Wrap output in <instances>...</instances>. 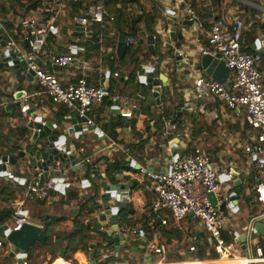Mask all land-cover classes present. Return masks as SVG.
Wrapping results in <instances>:
<instances>
[{"label": "crops", "instance_id": "obj_1", "mask_svg": "<svg viewBox=\"0 0 264 264\" xmlns=\"http://www.w3.org/2000/svg\"><path fill=\"white\" fill-rule=\"evenodd\" d=\"M104 1L80 0V3H69L62 7L56 15V31L49 37L39 60V63L43 64L46 53L64 54L67 53L70 45L78 46L75 63L69 67L56 69L55 74L63 85L73 83L84 75L90 84L103 83L108 90L111 88L113 96H108L101 105L88 113V117L96 129L103 132V136H98L96 131H90L86 125H83L82 133L73 141L67 134V129L71 127L69 116L73 112L67 110L65 116H59L61 108H66L54 105L46 99L40 93L41 89L35 79L30 82L24 77L27 72L22 67L20 75L17 69L5 66L0 60V98L3 99L0 102V108L4 107L6 110L7 106L15 103L13 94L16 92V87L22 84L23 90L30 96L29 111L34 110L33 113L23 115L20 113L19 106L14 110L7 109L6 112L12 114L2 118L3 133L14 142L20 143L21 148L25 145L28 147V143L24 142L23 131L30 136L32 132L28 129L29 124L38 116L42 117V121L56 125L55 134L65 137L64 151L74 155L77 163L85 157L96 154L94 161L100 158L112 161L117 157L129 165L133 163L137 167L155 171L168 169L172 153L189 151L195 146L202 147L211 163L223 167L231 176L230 178L221 177L219 191L220 194L229 197L222 212L227 216L223 236L225 241L233 246L235 258L221 262L217 258H209L210 253L214 251L212 241L202 225L190 215L182 221L175 222L168 211H162L158 215L153 214L151 202L155 194L150 180L139 171L131 168V170L116 173L114 175L116 182H111L106 176L103 164L99 162L96 166L99 167V174L103 177L101 186L121 184L130 188L127 202L129 208L133 209V214L127 218L132 223V227L140 228L141 234L128 241L120 242L119 250L113 245L110 237L112 244L107 247L109 242L100 237V233H104L107 237L109 231L107 220L99 222V214L94 211V206L98 203L96 202L99 199L98 195L102 194L101 188L96 185V176L91 172V168L95 165H83L81 169L78 167L68 173L66 179L69 186L64 191H53L49 198L43 201L27 200L23 205L31 222L42 227L47 236H52V243L57 234L72 232L75 229L76 219L92 227V231L88 232L91 240L87 254L82 251L71 254L74 263L72 260L60 257L51 261L50 257V264H90L91 259H94L96 264H102L108 257H126L127 250L131 254V261L138 259L136 264L147 262L148 259L157 262L160 260L158 257L146 254V245L150 243L156 245L163 243L167 246V253L162 264H240L247 256H254L251 249L256 243L264 244L261 236L251 234V229L257 222H264V209L255 201L253 180L255 172L251 157L244 151L245 143L250 142L248 119L243 111H229L212 96L204 97L199 101L194 92V79L196 75L209 77L198 70L197 66L203 51L208 49L206 35L211 23L216 19H223L230 24L234 19L239 18L245 24L244 32L249 31L253 23L264 25V0H127L123 20L117 21L116 25L112 22L107 23L109 26L107 46L100 32L102 25H91L84 29L72 23V17L81 15L86 5L96 2L104 4ZM8 2H0V5H6ZM109 4L112 6L113 0H108L104 7ZM187 5L193 6L200 18V25L192 23L191 26H183L181 24L186 16ZM120 8L121 4L118 3L114 8L107 9V15L113 17ZM20 14L22 12L15 8L7 15L1 16L4 22L13 23L11 29L4 25L10 33L14 31L17 22L21 19ZM139 18H142V21L137 24L140 30L138 41L143 52L149 57L140 63L136 82L127 84L128 75L125 67L129 59V50L126 49L120 57L117 54V45L119 37H125L120 31L126 34L130 32ZM174 26L178 28L172 37L170 28ZM179 34H181V40L178 38ZM150 35L154 40V54L149 51V45L146 42ZM254 36L255 41L263 43L264 26L256 25ZM4 40L5 36L2 35L0 54ZM94 43L100 45L98 55L90 48ZM133 48H137V45ZM175 51H178L181 60L176 58ZM159 55L162 56L160 60ZM178 63L179 66H177ZM141 69L145 73L152 72L159 76L162 85L159 96L161 108L152 104L155 99L150 96L147 84L139 81ZM115 73L118 76H114ZM121 77L124 78L125 83L120 84L119 87L114 86ZM144 88L148 94L146 101L150 107V116L139 112L144 99H138V95L145 98ZM109 99L112 101L111 104L107 103ZM130 103H135L137 108L133 110L131 118L123 119V127L117 129L114 132L116 138H112L113 132L104 130V125L120 115L112 109L117 107L118 111L124 112L128 109L127 104ZM164 109H169L173 113L169 118H162L161 123L157 124V119ZM177 109L187 110V113H183L180 118L181 124L173 123ZM126 121H128V127H125ZM166 132L167 135L164 134ZM111 141L115 142L116 146H111ZM81 150H83L82 153ZM17 164L12 166L11 170L20 178L31 179L30 166L19 168ZM20 190L19 188L18 195ZM93 196L96 197L95 200L91 199ZM82 204L85 207L80 210L79 206ZM123 211L119 213L122 223H124ZM163 218H167L166 225L161 224ZM96 223H99L98 229L95 228ZM46 224H49L47 228L50 231L49 234L45 230ZM148 228L150 234L146 236L142 229ZM247 230L248 254L241 250L239 242H235V239L239 235L246 234ZM158 231L159 237L156 235ZM190 238L193 239L192 243L188 241ZM6 242L4 244L7 247L8 242L7 244ZM91 244L94 245L93 249H90ZM97 244H100L99 248ZM192 245L196 248L193 252L189 250ZM142 248L145 251L143 254H141ZM202 249L207 258L198 260L195 255ZM8 250L10 253V248ZM48 256L50 254L46 252L44 257ZM26 258L28 259V254ZM127 264L130 263L127 262ZM259 264H264V260Z\"/></svg>", "mask_w": 264, "mask_h": 264}, {"label": "built area", "instance_id": "obj_2", "mask_svg": "<svg viewBox=\"0 0 264 264\" xmlns=\"http://www.w3.org/2000/svg\"><path fill=\"white\" fill-rule=\"evenodd\" d=\"M69 3H80V0H43L42 9L19 19L12 33L4 26L5 22L0 16V29L5 36L2 53L5 54L9 63L17 61L25 72L33 73L41 89L40 93L51 103L63 106L70 112H76L79 118L86 119V126H94L88 113L103 103L105 97L108 96L107 87L103 83L90 84L84 75L73 83L63 85L55 74L56 69L69 67L75 63L78 46L70 45L67 53L64 54L48 52L44 63H39L49 37L56 31V15L62 7ZM186 16L188 21L200 25V18L192 5H187ZM104 19V4L96 2L86 5L81 15L73 16L72 23L85 29L91 25H102ZM244 31L245 24L239 18L234 19L230 24L223 19H216L211 23L206 35L208 49L203 51V55H219V60L229 70V76L226 82L221 84L211 77L204 78L196 75L194 92L201 99L207 96L216 98L229 111L241 110L245 113L249 124L250 142L245 143L244 151L251 157L255 172L253 177L255 201L264 209V70L261 68L262 55L259 52L251 53L243 50ZM124 44L126 49H130L137 45V40L128 34L124 37ZM10 67H14V64ZM149 74H153V80L160 81L159 76L152 72H144L143 76H139V81L147 84L146 79ZM114 76L118 74L115 73ZM161 92V83L149 90L150 96L154 93L160 96ZM138 99L145 98L138 95ZM2 101L3 99L0 98V102ZM127 107L128 109L124 112L118 111L117 107L112 110H116L122 117L129 119L137 105L130 103ZM19 110L23 115L29 113L30 96L19 100ZM38 119L42 126L46 124L42 121V117L38 116L32 121ZM52 126L56 129V125L52 124ZM96 134L103 136V132L99 129H96ZM164 134L167 135V132ZM110 144L116 146L113 141ZM55 148L64 151L65 145L60 143ZM21 149H25L27 154L29 147L25 145ZM80 152L82 153L83 150ZM5 156L6 161L0 158V178L20 186L21 189L18 198L11 203L14 212L11 221L6 224L9 231L19 230L24 224L32 223L23 209L27 200L43 201L49 198L53 191H64L69 186L66 179L68 173L80 166L92 164L96 158V154H93L74 165L55 161L43 166L45 161L41 157L35 161V164L31 163L29 157L27 163L30 166L32 177L27 180L20 178L11 170V167L15 166L9 161L12 156ZM130 167L139 171L151 182L155 194L151 202L153 214L158 215L162 211H168L175 222L182 221L190 215L202 225L209 235L219 262L235 258L233 246L227 243L223 236L227 216L220 212L218 207L220 203L227 202L229 199L228 196L220 194L219 181L223 176L229 178L231 176L223 167L212 164L202 147L195 146L189 151L172 153L171 162L166 171L137 167L133 163ZM211 193L215 196L217 206H212L210 203L209 194ZM161 224L166 225L167 218L161 219ZM117 233L124 238V241H128L140 235L141 230L119 221ZM156 235L159 237L160 232L158 231ZM188 241L192 243L193 239L190 238ZM5 242L6 235L3 234L0 247ZM195 249L194 245L189 248L191 252ZM251 250L254 256H247L240 264H259L264 260V244L258 242ZM166 253L165 244L150 243L146 245V254L158 257L160 260L142 264H162ZM17 264H29V262L25 257L21 258V263Z\"/></svg>", "mask_w": 264, "mask_h": 264}, {"label": "water", "instance_id": "obj_3", "mask_svg": "<svg viewBox=\"0 0 264 264\" xmlns=\"http://www.w3.org/2000/svg\"><path fill=\"white\" fill-rule=\"evenodd\" d=\"M10 0H0V2H5ZM108 0L104 1V4H107ZM183 26H191L192 22L188 21V17L185 16L181 21ZM177 26L171 27L170 32L171 36L173 37L175 32L177 31ZM178 38L181 40V34L178 35ZM142 41H140L141 43ZM147 44L149 45V51L154 54L153 52V36H148L146 39ZM4 45V43H3ZM253 51L259 52L261 55H264V42L261 43L258 40L255 41L254 45L252 46ZM126 51V47L124 44V37H119V42L117 45V54L118 56H122ZM174 55L178 60H181V56L179 55L178 51L174 52ZM219 55L211 56V55H202L199 61V65L197 69L204 72L207 76L211 77L213 80L217 81L218 83H225L229 76V70L224 66V64L219 60ZM0 60L5 66H12L14 64V68L17 69L21 75V68L17 61L13 63H9L8 59L5 57L4 53L0 54ZM179 66V63L177 64ZM156 74V73H154ZM144 75V70L141 69L139 72V76ZM24 77L30 81H34L33 73L27 72L25 73ZM153 74H149L146 79V83L148 89L150 90L152 87L157 86L160 84V81L152 79ZM163 79V78H161ZM106 86V85H105ZM107 87V86H106ZM28 96L27 92L23 90L22 84H19L16 87L15 92V103L11 104L6 107L7 109L14 110L16 107L19 106V100ZM153 99V105H156L161 108V101L160 97L157 93H154L151 96ZM108 96L105 97L107 99ZM201 98H199V101ZM33 111H29V113H33ZM183 113H187L186 109H177L176 117L173 123L178 122L181 124V116ZM69 122L71 127L67 129V134L70 135V138L75 141L76 137L82 133L83 125L86 123L85 118H79L76 112H73L69 116ZM125 127H128V121L125 123ZM31 130L32 134L29 136L28 147L29 150L26 154L25 149H21L18 153L19 159H24L25 156H29L31 163L35 164V161L40 157L44 159L43 166H46L55 161H61L63 163H70L74 165L76 161L74 160V155H69L65 151H59L55 148L56 145L60 143L65 144V137L58 136L54 132V127L52 126L51 122H46L44 126L41 125L40 119L36 121H32L28 127ZM87 129L90 131H96L95 126H87ZM39 130V131H38ZM34 157V158H33ZM2 161H6V156L1 157ZM10 164L16 165L18 160L11 157L9 159ZM82 168L81 166L79 167ZM75 170V169H74ZM92 174L96 176L97 183L96 185L101 188L102 194L98 195L99 199L97 205L94 206V211L97 212L98 221L105 222L107 220V226L109 227V231L107 232V236L111 237L113 240V245L116 249L119 250V243L124 241V238L117 233L118 223L120 221L119 213L125 209L129 208V203L127 202V197L129 195L130 188L126 185L121 184H111V185H102L101 180L103 179L102 175L99 174V167L93 166L91 168ZM122 199V200H121ZM210 203L212 206H217V201L215 199L214 194H209ZM118 204V205H116ZM226 202H222L218 205L219 210L221 212L224 211ZM95 228H99V223H96ZM0 232L6 235V241L9 244L10 253L9 256L17 261V263H21V258L27 257L29 250L32 246L36 243L45 244L47 242L48 236L45 234L42 227L27 223L24 224L19 230L16 231H9L7 225H3L0 227ZM251 234L259 235L264 240V222H257L251 231ZM235 242H239L241 250L244 251L246 254L248 251V230L246 234L239 235L238 238L235 239ZM144 244V243H143ZM145 245V244H144ZM94 245H90V249H93ZM134 262H138V259H135ZM147 262H151V259H148ZM90 264H96L94 259H91ZM119 264V263H117ZM127 264V263H123Z\"/></svg>", "mask_w": 264, "mask_h": 264}, {"label": "trees", "instance_id": "obj_4", "mask_svg": "<svg viewBox=\"0 0 264 264\" xmlns=\"http://www.w3.org/2000/svg\"><path fill=\"white\" fill-rule=\"evenodd\" d=\"M43 0H10L6 5L2 4L0 5V16H5L7 15L11 10L13 11L15 8H18L19 11L22 12L20 14V17L23 18L25 16L31 15L33 13L39 12L42 9V3ZM118 3L121 4V8L118 12L113 17H109L107 15V9L114 8ZM127 0H113V5L111 6L110 4L108 6H105V19L104 22L102 23L101 27V33L103 35V38L105 39V46H107V30L109 29V26L107 23L112 22L113 25H116L117 21L121 20L124 16V9L126 5ZM123 20V19H122ZM142 21V18H139L133 29L128 32L127 34L124 33L123 31H120L121 34L123 35H131L135 39H137V48H130L129 50V59L128 63L125 67V72L128 75V79L126 81L127 84H132L135 83L136 81V73L140 69V63L144 62L147 60L149 55L147 53H144L143 50L141 49V45L139 44L138 37L140 30L137 27V24ZM152 22V20H150ZM4 25L8 28L11 29L13 28V23L10 21H6ZM256 25L262 27L264 26L263 24H255L253 23L251 25V29L249 31L244 32L242 35V47L244 51L247 52H253L251 49V46L253 42L255 41V36L254 32L256 29ZM149 31V29H147ZM3 35V32L0 29V38ZM92 40V39H91ZM91 50L96 53V55L99 54L100 50V45L99 44H92L90 46ZM162 58L161 55H159V60ZM261 68L264 69V55L261 56ZM125 83V80L123 77L120 78L118 82L114 86H120V84ZM144 94H145V99L143 100V103L140 105L139 112L141 114H145L147 116H150V107L148 106L147 103V91H145L144 88ZM164 95V93H163ZM162 95V96H163ZM108 96L112 97V92L111 88L108 90ZM109 104L112 103V101L109 99L107 102ZM63 107V106H62ZM67 109H62L59 112V116L63 117L67 114ZM172 111L169 109H164L163 113L158 117L157 119V124L161 123L162 118H169L172 115ZM12 113L6 112L5 108L2 107L0 108V158L4 155H10L13 158L19 160L18 153L19 149H21L20 143L14 142L9 136L5 135L3 133V125H2V118L3 116H9ZM124 117H121L118 115L117 117L113 118L111 121H109L106 125H104V130L112 133V138H116V134L114 133L117 129L122 128L124 125L123 121ZM24 135V142L28 143L29 141V135L27 134L26 131H23ZM196 135V133H195ZM101 162L103 164L106 176L109 178L111 182H116L114 175L116 173H120L122 171L126 170H131L130 165L127 162H123L122 160L118 159L115 157L114 160L110 161L109 159H103L100 158L97 161L92 162V165H97ZM14 188H13V187ZM20 186L14 185L9 181H6L4 178H0V227L3 225L8 224L13 216V208L11 203L15 201L18 198V189ZM17 194H16V193ZM91 199L95 200L96 197L93 196ZM80 210H83L85 207L84 204L80 205ZM133 214V209L130 207L126 210L123 211V221L125 224L129 226H133L130 220L127 218L129 215ZM82 215V214H81ZM147 225V223H145ZM49 224H46L45 230L49 234L50 231L47 230ZM75 229L72 232L64 233V234H57L55 236V241L52 243V236H48L47 242L45 244H35L32 246V248L29 250L28 253V260L32 258V252L38 248H40L44 253H49L51 256V261L55 260L56 258H63L65 260H72L71 259V254L77 252V251H82L87 254L88 248H89V241L91 240V236L88 234L89 231H92V227L89 224L83 223L81 220L76 219L74 223ZM143 233L148 236L150 234V230L148 229H142ZM100 237L103 240H107L109 244L108 246H111L112 241L110 237H106L104 233H100ZM228 243V241H226ZM137 245V244H136ZM100 244H97V248H99ZM3 249L6 248V245H2ZM145 251L142 248L141 249V254H143ZM97 253V251H95ZM96 256V255H95ZM195 258L198 260H203L207 258L205 251L202 249L200 250L196 255ZM209 258L216 259L217 254L212 251L209 255ZM3 260V263L5 264H14V260L9 257V255H6V257L0 259ZM74 263L75 261L72 260ZM116 262L122 263V259L117 257H108L102 264H115ZM130 264H136L137 262L131 261L129 262ZM140 263V261H139Z\"/></svg>", "mask_w": 264, "mask_h": 264}, {"label": "rangeland", "instance_id": "obj_5", "mask_svg": "<svg viewBox=\"0 0 264 264\" xmlns=\"http://www.w3.org/2000/svg\"><path fill=\"white\" fill-rule=\"evenodd\" d=\"M28 160H29V156H26L24 159H19L17 162L18 163L17 167L20 168V167L24 166L26 168H29V166H28L29 164L27 163ZM0 239H3V233L2 232H0ZM6 244H7V242H6ZM8 249H9L8 244H7V247L4 249L2 246L0 247V259L6 257V255H9ZM44 255H45V253L40 248L37 247V249H35L34 252L32 253V258L28 260L29 264H50V262H51L50 257L51 256H48L47 258H45ZM125 255H127V256L121 257L122 261L124 263L131 262L132 258H131V254H129L128 250L125 252ZM153 257H155V256H153ZM0 264H5V263H3V260H0ZM14 264H17V262L15 260H14Z\"/></svg>", "mask_w": 264, "mask_h": 264}]
</instances>
